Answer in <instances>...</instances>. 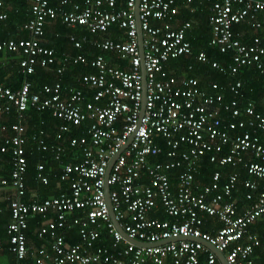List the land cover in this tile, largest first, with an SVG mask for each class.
<instances>
[{
	"label": "built area",
	"instance_id": "built-area-1",
	"mask_svg": "<svg viewBox=\"0 0 264 264\" xmlns=\"http://www.w3.org/2000/svg\"><path fill=\"white\" fill-rule=\"evenodd\" d=\"M4 1L0 27L6 19ZM192 1L138 0L144 89L135 0H29L19 27L27 36L0 39V52L15 56L22 75L15 88L0 82V115L13 112L10 134L0 137V154L7 155L9 168L7 175L0 174V189L8 208L4 232L12 264H25L31 219H36V236L48 240L37 248L33 264H221L210 245L228 264H258L253 251L264 249V231L261 240L248 227L264 224V95L257 109L244 98L237 74L252 68L264 83L259 34L264 0H205L207 44L228 53L229 60H211L203 50L195 59L230 80L202 86L197 77L166 70L168 60L192 53L185 38L191 22L176 16L180 4L191 12ZM53 20L85 31L64 35L74 53L57 56L41 43L46 21ZM241 23L254 32L249 41L235 29ZM113 25L117 36H103ZM75 65L89 70L74 74L79 86L66 88L61 77ZM37 68L55 78L32 85L26 76ZM27 108L49 112L55 120L51 136L42 128L25 135ZM73 128L79 131L70 134ZM28 140L35 150L51 154L54 165L36 163L33 179L47 185L52 177L54 195L28 194ZM68 148L73 151L64 160ZM203 156L219 170L199 184L194 175ZM112 157L106 177L111 211L126 236L142 244L128 242L110 220L104 176ZM226 165L233 170L219 183ZM241 169L247 176L240 180ZM238 184L244 206L233 195ZM158 212L167 218H158ZM203 216L219 226L202 230ZM72 229L77 240L68 242L66 232Z\"/></svg>",
	"mask_w": 264,
	"mask_h": 264
},
{
	"label": "trees",
	"instance_id": "trees-1",
	"mask_svg": "<svg viewBox=\"0 0 264 264\" xmlns=\"http://www.w3.org/2000/svg\"><path fill=\"white\" fill-rule=\"evenodd\" d=\"M80 1V0H76ZM6 3L12 5V8L10 11H7L6 13V19L4 21V25H2L0 28L5 27L6 24L11 23V20H18L20 22H23L27 18V0H5ZM206 4L207 1H203V4L198 5L196 0H193L190 3V7H192V11L190 12L188 9L184 7V5L179 6V12L176 15L178 19L180 20H189L191 22V28L186 32L185 38L190 42L191 45V50L192 53L189 55H180L177 58L170 59L166 63V70L170 71L173 75L177 76L180 74H184L186 76H194L197 77L198 80H200V85H206L207 82L210 81H216L219 82L220 84H225L227 81L230 80L229 77H227L224 74H221L217 72L215 69L211 68L207 64H203L195 59V54L199 50H203L207 57L211 60H216L219 63H227L229 60L228 53H221L218 51L217 48L211 47L207 44L208 38H209V28L206 22ZM195 8V9H194ZM201 8V9H199ZM260 17L263 18L262 25L263 27L261 28V31L259 34L262 36L264 39V13L260 14ZM24 19V20H23ZM52 24L55 26L56 31L61 32H67V31H73L76 33H84L85 31L82 28H79V30H75V28H64L62 24L59 23L57 20H53ZM110 29V30H109ZM106 33L103 34V36H110V37H116L117 33H119V29L115 25L111 26ZM235 29L238 31H241L243 37L241 38L242 41H249V37L254 34L252 28L248 26L245 23L237 24L235 26ZM48 30L49 27L44 25V38L48 35ZM46 33V34H45ZM3 38V34L0 35V39ZM43 45L49 46L48 43L44 42L43 40L41 41ZM55 43V42H54ZM53 43V44H54ZM65 45V44H64ZM72 53H74V50H70ZM94 52H99L98 50H95ZM10 54L11 57L13 54ZM12 66L16 67L14 63H12ZM190 66V68H188ZM1 67V66H0ZM88 68H84L79 65L75 66H69L65 69V72L63 76L61 77V81L65 84H74L76 86H79V84L75 80H70L68 77L71 73H77L79 71H88ZM17 73V74H16ZM16 73H13V77L11 80L8 79H2L1 75L3 76L0 68V81L4 80L3 84L6 86H10L12 88L17 87V79L16 75L22 78V75L19 74V71L16 67ZM17 76V77H18ZM237 77L242 81V91L244 98L251 99L254 101L255 107L257 109H262V105L260 103L261 101V96L264 95V83L262 80L261 75H259L255 70L252 68H244L242 69L238 74ZM26 78L31 81L32 85H36L38 83H43V82H49L55 78V75L49 71V70H43L40 68H37L33 74L27 75ZM19 82V81H18ZM34 86H32L33 88ZM229 93L225 92L224 93V98L227 99L229 98ZM4 116V115H3ZM1 116V117H3ZM0 117V118H1ZM10 118L13 117V112L9 115ZM24 117H25V123H26V133L25 135H29L32 133L34 130H37L39 128H42L46 130V132L51 136V132L53 131L54 127V122L55 120L50 116L49 112L47 110H42V111H37L32 108H27L24 111ZM79 131V128H73L71 129L70 134H75L76 132ZM48 139H51L49 137ZM262 140V138H261ZM30 147H32L30 149ZM73 149H66L64 154L65 158L64 160H68L69 158V152H72ZM7 157L6 154H0V159H5ZM153 159H162L161 156ZM38 162H43L44 165L47 166H53L54 161L51 158V154L48 152H42L39 150H35L33 148V143L29 142V140L26 143V171H25V183H26V188L35 190L37 194L39 195L40 198L49 196V195H54L57 193L55 187H54V179L52 177L49 178L48 184L47 185H39L36 184V182L33 179L34 176V171H35V165ZM224 171H227L225 174H227L229 171H232L233 168L230 166L226 165L221 168ZM7 166L4 165L2 167V173L6 174ZM219 170V167H217L214 163H211L208 161L207 157L203 156L199 160V167L198 171L195 173L194 178L195 181L199 184H205L210 181V177L213 171ZM177 172V171H176ZM173 172V176L171 177L172 180L171 182L174 184L175 183V174ZM225 174H221L219 177V183L224 181ZM242 174V175H241ZM239 179H243V177H246L245 171L243 169L239 170ZM237 189H239L238 193L234 192L233 195H238L241 194L240 200L236 201L238 205L243 203L244 198L242 192L244 190L242 187L238 184ZM158 218L162 219L165 218V214L163 213H157L156 214ZM7 218L8 214L7 211L5 213L2 211L0 212V230L3 231L2 234L4 235V227L5 224L7 223ZM37 218H39L37 216ZM210 221L209 216H203V224L201 225V229H207V222ZM36 225V219H32L28 221V229ZM6 236V235H5ZM106 239L108 237L106 236ZM66 240L69 242H75L77 240V237L75 236V231L72 229L70 232H66ZM107 241H104V243ZM257 251V248H255V252Z\"/></svg>",
	"mask_w": 264,
	"mask_h": 264
},
{
	"label": "crops",
	"instance_id": "crops-1",
	"mask_svg": "<svg viewBox=\"0 0 264 264\" xmlns=\"http://www.w3.org/2000/svg\"><path fill=\"white\" fill-rule=\"evenodd\" d=\"M28 1L29 0H27V4H28ZM197 1H201V3H203V0H197ZM3 6H4L3 9L5 10L6 13H7V11H10V9L12 8V5L6 3L5 1H4ZM21 23L22 22H20L18 20L16 21L13 19V20H11V23H8V24H6L5 27L0 28V35L3 34V38H1V39L10 38V37L27 36V33L19 31V27H20ZM3 25H4V23H3ZM45 26L49 27L48 35L45 37V39H43L44 38V35H43V37L41 38V41L43 40L44 42L48 43L49 44L48 47H51L55 51V54L57 56H60L62 52H67V51L71 50L70 45L66 41L64 35L68 32H73V31H67V32H61L60 33V31L55 30V26L52 24V21H46ZM64 28H67V27H64ZM79 28L80 27H75V30H79ZM0 59H1V67L0 68H1V72L3 74V76L1 75V78L5 79V80L6 79L11 80L13 77V73H16V67L14 69V67L12 66V63L15 64V56L13 55L11 57V55L7 54V52H0ZM115 63H118V62L115 61ZM74 74L75 73H71L68 77L71 81L75 80ZM17 76L18 75H16L17 84H18L19 76L18 77ZM0 82L3 83L4 80H1ZM73 85L74 84H72V82H71V84H67V83L64 84V86L66 88H69ZM1 116H3V115H0V117ZM12 121H13V117L10 118L9 115H4L3 117L0 118V137L2 135H5V134H10L9 125ZM6 159H7V157L5 159L4 158L0 159V174L1 175H7V173H8V170H7L6 174L2 173V171H1L2 167L4 165H6L7 169H8V163H7ZM222 172L225 174L227 171L222 170ZM241 175H239V176L241 177ZM243 178H245V177H243ZM55 189L57 191V188H55ZM27 191H28V194H30V195L32 193L37 194V192L35 190H32V189H28ZM238 191H239V189L236 192L238 193ZM4 192H5L4 189H0V212L3 211L5 213V211H7V214H8L7 203L2 200V195ZM37 196L39 197L38 194H37ZM240 197H241V194L235 195L236 201L240 200ZM245 203H246V201L244 200L243 203H241L240 205L244 206ZM164 216H165V218H167L166 215H164ZM209 218H210V221L207 222V225H206L207 229H204V230H208L210 232H213L215 230V228L219 226V223L213 217H209ZM39 219H41V218H39ZM7 220H8V218H7ZM203 226H204V224H203ZM35 230H36V226H33V228L31 227L30 229H28V227H27V229L25 231V233H26V246H27V252H28L27 258L25 259V264H33V259H34V255L36 254L37 248L40 247L41 245H44L48 241L47 239H41V238L37 237L35 234ZM248 230L250 232L257 234V236L261 240L263 239L264 224L262 221H256L255 223L251 224L248 227ZM2 232L3 231L0 230V257H1L0 258V264H12L14 257L6 248L7 247V237L5 236L6 235L5 232H4V235L2 234ZM255 248H257L256 252H255ZM255 248L253 251V255L256 257L255 260L258 262V264H264V249L261 246H257Z\"/></svg>",
	"mask_w": 264,
	"mask_h": 264
},
{
	"label": "water",
	"instance_id": "water-1",
	"mask_svg": "<svg viewBox=\"0 0 264 264\" xmlns=\"http://www.w3.org/2000/svg\"><path fill=\"white\" fill-rule=\"evenodd\" d=\"M138 0H135V4H134V7H133V11H134V17H135V20H136V36H137V45H138V49H139V54H140V72H141V80H142V84H143V89H144V69H143V64H142V48H141V38H142V35H141V30H140V27H139V21H138ZM130 139V138H129ZM128 139V141H129ZM115 156V155H114ZM114 157H112L106 167V172H105V176H104V196H105V201H106V204H107V207H108V214H109V217H110V220L112 222V224L114 225V227L120 231L121 235L128 241V242H131V243H135V244H142L141 242L137 241V240H134V239H130L126 236V234L121 230V228L119 227L117 221L114 219V215L111 211V207H110V203H109V199H108V185L106 184V177H107V174L109 172V168H110V165L113 161ZM207 245V244H206ZM209 249L211 251L214 252V254L216 255L217 259L221 262V264H228L223 256V254L217 250H215L211 245L208 246Z\"/></svg>",
	"mask_w": 264,
	"mask_h": 264
},
{
	"label": "bare ground",
	"instance_id": "bare-ground-1",
	"mask_svg": "<svg viewBox=\"0 0 264 264\" xmlns=\"http://www.w3.org/2000/svg\"><path fill=\"white\" fill-rule=\"evenodd\" d=\"M109 30H110V29H109ZM109 30H108V31H109ZM54 52H55V51H54Z\"/></svg>",
	"mask_w": 264,
	"mask_h": 264
},
{
	"label": "rangeland",
	"instance_id": "rangeland-1",
	"mask_svg": "<svg viewBox=\"0 0 264 264\" xmlns=\"http://www.w3.org/2000/svg\"><path fill=\"white\" fill-rule=\"evenodd\" d=\"M1 258V257H0Z\"/></svg>",
	"mask_w": 264,
	"mask_h": 264
}]
</instances>
